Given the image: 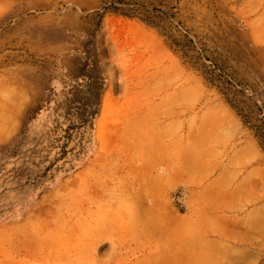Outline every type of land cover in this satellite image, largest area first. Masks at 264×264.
Masks as SVG:
<instances>
[{
	"label": "rangeland",
	"instance_id": "obj_1",
	"mask_svg": "<svg viewBox=\"0 0 264 264\" xmlns=\"http://www.w3.org/2000/svg\"><path fill=\"white\" fill-rule=\"evenodd\" d=\"M0 264H264V0H0Z\"/></svg>",
	"mask_w": 264,
	"mask_h": 264
}]
</instances>
